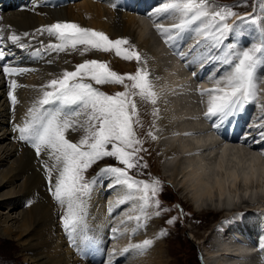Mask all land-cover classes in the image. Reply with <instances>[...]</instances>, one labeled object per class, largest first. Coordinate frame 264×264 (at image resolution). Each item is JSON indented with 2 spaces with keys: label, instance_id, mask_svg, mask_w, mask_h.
I'll use <instances>...</instances> for the list:
<instances>
[{
  "label": "snow or ice",
  "instance_id": "1",
  "mask_svg": "<svg viewBox=\"0 0 264 264\" xmlns=\"http://www.w3.org/2000/svg\"><path fill=\"white\" fill-rule=\"evenodd\" d=\"M113 6L117 5L113 2ZM148 15L152 19L178 18V23L168 27L157 23L155 30L181 59H186L191 51L204 48L205 52L194 62L207 59L225 66L222 74L217 76L214 72L209 77L215 81L211 88L197 89L199 95L207 97L203 116L214 131L219 134L230 117L242 111L246 104L257 103L258 84L264 79V32L258 41L247 47L229 42L239 29V22H227L236 15L232 6H220L217 0H161ZM244 19L258 23L254 14L241 18ZM186 34L203 37L188 54L174 43ZM37 35L51 39L48 42L37 40ZM25 37L29 39L25 41ZM6 40L20 49H32L30 54L36 58L51 57L53 53H78L82 58L81 62L65 67L39 85L37 97L27 107L22 121L13 127L18 134L16 138L29 145L39 158L50 196L63 209L61 226L70 243L80 252L95 244L88 225V210L94 187L100 179L107 180V187L116 192L115 208L128 206L124 219L112 229L114 238L134 237L146 231L152 220L172 211L159 198L163 192L160 178L145 171L150 167L142 155L148 152L145 139H158L156 124L161 109L157 105L162 93L157 91L159 85L155 82L159 76L148 69V58L137 46L127 37L111 38L104 31L70 20L42 25L33 34L13 31ZM5 42L0 29V72L7 78V95L16 106L20 103L16 90L27 85L18 83L14 77L24 75L29 69L8 62L10 49L4 47ZM33 42L40 46L33 48ZM89 53H112L137 66L134 71L121 73L108 60L83 58ZM47 63L55 61L49 58ZM65 64L69 61L65 60ZM113 85L122 90L111 93L103 90V86ZM144 105L153 106L154 119L142 134ZM257 127L262 129L259 137L264 144V124ZM241 142L248 143V137H243ZM107 158L114 163L103 164L93 175H88L90 169ZM173 207L180 208V205ZM109 211H114V207L110 205ZM176 221L177 217L172 216L166 223L171 225ZM166 234L167 230L161 229L156 237L129 243L119 253L114 249L111 256L132 250L141 254L153 245L155 238ZM260 247L264 249V243ZM108 264H115V260L110 259Z\"/></svg>",
  "mask_w": 264,
  "mask_h": 264
},
{
  "label": "bare ground",
  "instance_id": "2",
  "mask_svg": "<svg viewBox=\"0 0 264 264\" xmlns=\"http://www.w3.org/2000/svg\"><path fill=\"white\" fill-rule=\"evenodd\" d=\"M17 1L18 0H0L2 6L5 7V10L2 13L0 12V26L2 24H5V26H7V28L9 29L10 33L14 31L17 34H22L24 32H29L30 34H33L35 33V30L40 28L42 25H48L54 23L57 20H70L84 26L85 25L84 19L87 18L90 19L89 25L91 26L89 27L93 29L109 32L112 33L113 35L119 34L122 35L123 37L131 38L134 41H136L139 51L141 52L142 50L143 51L142 55L148 58L147 65L152 66V68H150L149 70L153 73L154 70H159L160 74H158L157 76L165 75L164 76L165 78L158 80L157 84L159 85V87L157 89H160V87L162 86L164 87L166 85L170 87V85L172 86V83L174 84L176 83L177 77L175 78L174 76L170 77L168 73L171 71V66L175 64L174 59L178 60L180 57L177 56L174 51L173 53L174 59H171L173 63L169 65L167 68H163L162 67L163 65H161L162 60L166 59V61H168L167 57L169 56H165V55L163 56L164 53L162 54L161 52H164L165 50L161 49L160 45L158 46L160 47V52H157L158 51L157 48H156L157 51L154 50L153 45L155 42L156 44H158V40L152 33H151L152 36L147 34L149 32L147 30L150 29L151 25H156V23L159 20H157L158 18L155 20L150 18L149 16H146V13L148 14L155 7H158L159 4L161 3V0H148V2L145 3L144 0H123L124 10L118 9L115 11L111 9V7H113V2L115 3V0L111 2V5L109 3H106L105 0H104L105 2L99 1L101 2V4L97 3L95 0H85L83 1L84 3L82 5L78 3H73L74 0H58L57 2H55L56 0H48V2L51 3L49 7H39V8H34L33 10L17 9L16 8L18 6ZM150 2L151 4H149ZM107 4H109L110 7L107 8ZM144 5H148V7L145 10L143 7ZM1 19H3V21H1ZM160 19H163V21H160V23L165 27H168L171 24L179 22L178 18L174 19L173 17L160 18ZM248 30L250 32V33L248 32L250 34V37L253 38V40H255L254 37L256 36L255 41H258L261 32L257 28L251 29L250 26H248ZM192 35L186 34L185 37L181 39L182 44L184 42H187V45L183 48L188 49L190 47L191 49L196 44V43L194 44V42L203 39L202 36H197L195 40H192L193 39ZM190 36L192 39L189 38ZM233 37L234 35H232L229 38V40L231 41L233 39H237V37L236 38ZM23 39L27 41L29 38L25 37ZM50 39L51 38L47 37L46 35L44 36L37 35V40H44L45 42H48ZM240 42L242 43V41ZM39 46L40 45L38 43L33 42V48ZM166 46L167 44L164 42V47L166 48ZM238 47L241 48L246 47V44L244 45L238 44ZM200 50L205 52L204 48H200ZM31 51L32 49H19L11 45L10 55L7 58L9 63L29 69V71L26 72L24 75L14 77L15 79H17L18 83L22 85H27V87H20L16 90V95L20 101L18 105L13 106L11 104V101L7 95L8 92L7 78H5L2 72H0V207L6 206L7 208V210H5L4 212H0V235L6 238L17 240L21 246H24L22 252L24 255H26V257L29 255V259L32 260L31 264H79L74 261L73 256L71 255L72 253L70 254L69 249H66L64 247L65 243L63 242V240L61 239L62 241H60V239L57 236L55 237L51 235L52 233L51 224L53 223L54 220L52 214V205H51L53 199L51 198L48 189H46L47 182L44 178V173L41 170L39 158L35 156L34 150L29 145L25 144L22 141H19L16 138L18 134L13 131L14 125L22 121L27 107L30 105L31 101L37 97L39 85L45 83L47 79L61 72L65 67L70 68L74 64L70 61L68 54L62 53L57 55L53 53L51 54V57L45 55L40 58H36L30 54ZM180 51H182V48H180ZM146 52H149V54H147ZM184 53L187 54L189 52L187 51ZM94 54H95L94 56L95 59L103 60V58H106L107 56V55L104 56L103 53H94ZM49 58L53 59L55 63L53 64L47 63V60ZM65 60L69 61V64H65ZM186 61L190 63L188 58L187 60L181 59L180 63H186ZM211 62L207 59H204L200 64L205 65V64H210ZM216 63L217 66L213 68L214 70L213 73L222 67V65L219 62L216 61ZM198 71L199 69H195L196 72L195 75L198 73ZM223 71L219 72V75L222 74ZM202 83L204 84L205 82ZM195 84H196V88L197 87L201 88V86L199 85V80ZM260 85L262 88H264V79L261 80ZM181 87L182 86H177L176 88H174V91L172 90V92L174 93L178 91ZM167 92H171V91L167 90ZM173 93H172V97L170 98L167 97V99L163 93L162 96L164 98L162 100V103L166 104L167 110L169 108V110L173 112V110L176 109L175 111V113H177L176 122H178L179 125H181L182 127L180 128V126L176 125V122L175 125H173L172 123L170 125H165V123H162V126H165V128H163V130L161 131L162 132L161 135H159L160 138L159 145L161 147L162 146L164 147L163 155H165L166 158L176 157L182 152L184 146L193 145L191 144L192 141L191 142L189 141L190 144L189 142L187 144H184L183 140H186L188 138H192V140H196L199 138L206 137L209 133L214 134L216 137H219L221 140H227L233 143L245 144L255 150H263L260 148L261 146H264L262 145V143L261 145H257L256 147L251 145L254 141L253 139L259 137V132H257L258 131L257 125L264 124L263 121L264 112L261 106H260L261 108L259 107V111H258L259 113L257 112L260 115L256 116L252 114L250 116V119L252 117L251 120L254 123L250 125L249 123L247 124L248 121L246 119L245 114L248 115V113L250 112L249 107L250 106L253 107L252 104H249L248 107L244 106L243 108L244 116L242 115V117L237 121L236 119L229 120L230 118L232 119V117L234 116L230 117L222 125L218 134L217 131H214L211 128V123L209 120H205L203 117L202 119L204 122H201L199 120L200 114L196 113L195 117L192 116L189 117L188 119L187 118V116H189L188 111H190L191 108H188V106L184 105L183 101H181L182 99L175 98L176 95H173ZM262 93L264 95V92H261V94ZM181 97H184V94ZM172 98L174 99L172 100ZM173 101H175V107H173ZM178 101H180V103ZM169 103H172L171 107ZM205 106L207 108V105ZM251 111L254 112L253 110ZM239 113L241 116V111H239L238 114ZM186 120H188L191 123L196 122L197 124L200 123L205 124L204 126L200 127V130L202 131L205 128H207L208 132H206V134L204 132L198 134L195 132H190L191 133L190 135H185L184 130L187 131V129H189V126H191V125L188 126ZM247 125L253 127L254 129H257L256 130L257 133L256 132H252V134L246 133L247 135L249 134V136H246L248 137V143H242L241 140L244 137L243 131L246 132L251 131L248 129L249 127H247ZM174 126H178L179 128L175 129ZM239 130H242V134L238 132ZM261 130L262 129H260L259 131ZM254 133L256 135H254ZM182 160L183 162H185L186 157L183 156L182 159H178V160L173 159L172 161L169 162L167 161V163L163 165L167 173L168 171L169 173L171 172L170 174H164L166 172L163 173L165 179L167 178L169 179V181L172 182H174V179L176 180L177 175L180 173L177 167L180 164V162H182ZM257 200H258L257 202L255 201V205L257 206L264 205V202L261 201L264 200V198H262L261 200L257 198ZM100 204H102V207L104 206L102 209H99L100 207H97L98 205L97 206L93 205L92 210L95 213L98 212V215L96 216L97 220L98 219L100 220V218L101 221L102 219L107 220L106 218L108 217V215L105 218H103V215H105L107 205L106 206L103 205L102 202ZM239 205L240 203L228 204L225 202L217 201L215 204H210L203 207H199V208L195 207V208L199 211L208 210V212H215V213L220 211L227 212L229 210H231V213H233L237 210L246 209V208H239ZM112 206L115 208L114 203H112ZM116 212L117 214L120 213L119 211L116 210L114 214H116ZM108 214H110L109 211ZM235 223H239V222L235 220ZM263 223H264V215L260 217L255 214L249 219V224L243 227L242 224L233 225L234 227H229V228L228 227L226 228L225 226H224L225 228L220 227L218 229L219 231L215 235V239L217 238L220 239L221 235H224V233L225 235H227V233H233V232H238L239 234L242 233L245 239L243 241H240L239 239H235V237L238 235L235 236L233 234V238H232V235L230 234L227 240L226 239L223 240V242L225 241L223 245H220L219 247L214 246V251L212 250L209 251V249H205V253H204L205 263L206 264H264V249L258 247L261 249L254 251L255 249H258L256 248L258 244L252 246V248L254 247V249H252L249 245L246 246V244L244 243L246 239L249 238L247 232L252 234L250 227L254 226L255 224H263ZM94 225H96V223ZM241 228H243L244 231ZM62 233H65L63 229H61L58 235H61ZM90 234L91 235L98 234L99 236L102 237V233L101 232L98 233V230H94V227L93 229L90 230ZM253 238L254 240L256 238L257 239L256 241H260L262 243L261 238L259 239L257 236L252 237V239ZM97 242L100 241L98 239L95 240V244H96V245L94 244L95 252L92 253L91 251L92 257L97 252L96 248L99 247L98 245H100V248H102L103 246V242H101L100 244H98ZM120 243H118L119 245L115 244L114 246L120 249L119 247ZM212 243L213 241H211V244ZM99 253L101 254V251ZM154 254L155 251L153 252L152 255L155 258ZM216 254L217 256L214 257L216 258L215 259L216 263H214L212 259H213V255ZM217 257L220 258L217 260ZM142 262H144L143 264H146L145 260H143Z\"/></svg>",
  "mask_w": 264,
  "mask_h": 264
},
{
  "label": "rangeland",
  "instance_id": "3",
  "mask_svg": "<svg viewBox=\"0 0 264 264\" xmlns=\"http://www.w3.org/2000/svg\"><path fill=\"white\" fill-rule=\"evenodd\" d=\"M83 1H85V0H74L73 3H78V4L82 5L84 3ZM95 1L97 3H100V4H101V2L106 1V3H109L111 5V2H109V0H105V1L104 0H95ZM99 1H101V2H99ZM253 1L254 0H219V2H222L223 5L232 6V10L236 14L249 10L252 6ZM109 4H107V8L110 7ZM103 5H105V4H103ZM223 5H221V6H223ZM111 9L113 10L112 7H111ZM213 10H215V9H213ZM113 11H115V10H113ZM173 18L175 19L176 17H173ZM236 18L238 19V16ZM84 20H85V22H84L85 25L82 23L84 25V27L91 26V25H89L90 19L86 18ZM147 31H149V29ZM149 32L147 34L152 36V34ZM105 33L108 34L109 32H105ZM109 34H111V36H110L111 38L123 37L122 35H119V34H116V35H113L112 33H109ZM192 36H193V39L191 38L192 40H195V38L197 37L195 34H193ZM254 38L256 40V36ZM192 40H190V41H192ZM5 41L7 42L6 37H5ZM130 41L132 42V40H130ZM6 42H5V45H9V43H6ZM234 43H236V42H234ZM154 45H153V49L156 51L158 49V52H160V47H158L159 45L156 44V42L154 43ZM163 53L164 52H162V54ZM103 54H104V56L107 55L106 58H103V60H108L111 64V66L116 71H119L121 73L134 71L136 66H137L135 62L123 61L122 59L115 57L112 53H103ZM94 56H95L94 53H89V54H85V56L83 58L93 59V58H95ZM163 56H164V54H163ZM68 57L72 61V63L74 62L73 64L81 62V59H82L78 53H69ZM147 67H148V69L152 68V66H149V65H147ZM160 79H162V78H160ZM260 88H262V87H261V85L258 84L257 98H259V99H257V103H248V105L249 104L253 105V107H251V106L249 107L250 112L246 118L248 121L247 123H249V125L254 123L251 120L252 117L250 119V116L252 114H254L256 116L260 115V114H258L259 113L258 112L259 107L264 105V101H263L264 95H263V93L262 94L260 93ZM103 90L111 93L114 91L122 90V88L119 86H115V85L103 86ZM168 90H169V88H168ZM169 91L172 92V89ZM163 105H165V104H163ZM182 105H183V103H182ZM152 107L153 106H151V105L142 106V111H144V119H145V128L143 130H141L142 134L148 130V126L151 124V121L154 119V117L151 115ZM251 110H253L254 112H252ZM262 110L264 111V107H262ZM168 112H169V108H168ZM172 113H174V114L173 115L171 114L170 118H168V119L163 118L162 120L159 121L158 124H156V128L158 130L157 131L158 138H159V135H161V133H162L161 131L163 130V128H165V126H162V123H165V125H170L171 124L170 121L172 120V118L173 119L175 118V110H173ZM166 114L168 115V113H166ZM186 122L188 124L189 121L186 120ZM189 123L191 125V122H189ZM176 125H179V123L176 122ZM159 127H162V128H159ZM250 130L252 132H256L257 129L250 127ZM259 130H260V128H258L257 132H260ZM73 138H75V137H73ZM253 140H254L253 142H258V141H260V137H256ZM159 141H160V138H159V140H155V141H152L151 139L146 138L144 146L148 149V152L142 153V155L144 156L145 160L149 163V166H150L149 169H147L145 171L150 172L152 175L159 176L161 178V176H160L161 172L162 173L166 172L164 174H170L171 173V172L169 173V171L167 173V171L164 169L163 165L166 164L165 162L172 161L176 157H179V159H182L183 156H180V154H179L176 157L166 158V156L163 155L164 154L163 146L161 147L159 145ZM189 141L190 142L192 141L191 144H193L194 140H192V138H188L186 140H183L184 144H187ZM190 142H189V144H190ZM258 143L261 145V142H258ZM262 145H264V144H262ZM106 163H114V161L110 158H107L105 161L100 162L99 164L94 166L93 169H90L88 175H93L98 170L99 167L103 166V164H106ZM183 163L184 162L182 160V162H180V164L178 165L177 168L179 171H181L180 166ZM138 178H147V177L146 176H139ZM167 180H169V179H167ZM170 182H171L170 183L171 186L169 188H168V186H163V192L159 198L161 199L162 204L164 206L172 208V211L164 213L162 217L152 220L149 227L147 228L148 231H141L142 233L140 232L139 234L135 235L134 237L128 236V235H123V236H119L118 238H113L112 229L114 227H116L122 219H124L125 213H127L128 206L122 205V206L118 207V209L114 208V211L110 212L109 211V205L111 204V206H112V203H114V201L116 199V192L107 187V184H108L107 180H105V179L98 180L97 184L94 187V191L92 193V196H91V199L89 202L88 224L92 225L94 227V230H98V233H100V232L102 233V237L99 236L98 234H96V235L92 234L94 236L95 240L96 239H98L99 241H100V239L103 240V246H102L103 249L102 248L101 249L104 250L105 252L104 251L101 252L99 260H101L102 263L99 262V264H108V261L110 259L115 260L116 261L115 264H131V263L143 264L144 263V262H142L143 260H145L146 264H151V263L154 264V262H155V264L156 263L157 264H202L199 260V257H198L200 249L204 250V253H205V249H209V251H211V250L214 251V246L219 247L220 245H223V243H225V241L223 242V240H225V239L227 240L229 238L230 234L232 235V238H233V234L235 236L238 235L235 237V239H239L240 241H243L245 239L244 235L242 233L239 234L237 232V234H235L236 232H233V233H227V235H225V233L223 232L224 235H221L220 239H218V238L215 239L213 241V243L211 244L210 231L213 228L218 227V223H219L218 221H220L223 218V216L231 213V210H229L227 212L226 211H220L217 213L208 212V210H204V211L200 210L199 211L195 208L193 203L184 194V190L181 187L180 173L177 175L176 180L174 179V182H172V181H170ZM46 189H48L47 184H46ZM262 198H264V197L259 198V200H261ZM255 201L257 202L258 200L257 199H255V200H248V199L241 200L240 202H238V203H240L239 208L250 207V205L254 204ZM261 201L264 202V200H261ZM101 202L103 203V205H105V206L107 205L105 215H103V218H105L108 215V217L106 218L107 220L102 219V221H101V218H100V220L96 219L98 212L96 211L97 213H95L92 210L93 205H96V206L98 205L97 207H100L99 209H102L104 206L102 207V204H100ZM175 203H178L182 207L188 208L190 210V212L187 211L185 214L182 213L183 215L181 214L182 215V217H181L180 215L176 214V209L173 207L174 205H176ZM51 205H52V214L54 217L53 223L51 224V232H52L51 235H53L55 237L57 236L60 239V241L63 240V242L65 243L64 247L66 249H69L70 254L72 253L71 255L73 256V259L75 262H77L79 264H86V263L91 264V260H90L91 254H89L90 248L86 249L84 252H80V251H78V249L76 247H74L70 243V241H69V239L65 233L58 235V233L62 229L60 215L62 214L63 209L58 204H56L54 201H52ZM5 210H7L6 206L0 207V212H4ZM116 210L119 211L120 213L117 214V212H116V214H114ZM108 211L110 212V214H108ZM172 216H176L177 221H176V223L169 225L166 223V221H167V219H169ZM253 219H255V218H253ZM95 223H96V225H94ZM93 227H90V230L93 229ZM98 227H100L102 229H100ZM232 227H234V226H232ZM58 229H59V232H58ZM161 229H166L167 234L164 236H161L159 238H155L153 245L147 251H144L141 254H138L136 250L130 251L129 254L132 257V260H125L122 257V255H117L116 257L111 256V253L113 252L114 249L119 253L121 249L125 248L128 245V241H130L129 243H137V242L143 241L146 238H154V237H156V234ZM102 230H103V232H102ZM120 231H123V227H121ZM126 237H127V239H126ZM255 240H257V239L255 238ZM118 243H120V246H119L120 249L118 247L114 246L115 244L119 245ZM244 243L246 244V241ZM92 247H94V245ZM22 249H24V246H21L17 240L6 238V237H3L0 235V264H31L32 260L29 259V255L26 257V255L23 254ZM91 251L93 253V252H95V249L93 250L91 248ZM154 251H155V254H154L155 258H154V256H152ZM108 255H109V257H108ZM123 255H125V254H123ZM147 256H149V257H147ZM216 256H217V254L213 255L212 261L214 263H216L215 262L216 258H214ZM219 256H221V255H219ZM219 258L220 257H217V260ZM150 259H151V261H150Z\"/></svg>",
  "mask_w": 264,
  "mask_h": 264
},
{
  "label": "clouds",
  "instance_id": "4",
  "mask_svg": "<svg viewBox=\"0 0 264 264\" xmlns=\"http://www.w3.org/2000/svg\"><path fill=\"white\" fill-rule=\"evenodd\" d=\"M177 73L174 69L170 74ZM167 90L166 85L159 92ZM180 156L186 157L180 166L181 187L197 208L217 201L234 204L264 197V150L209 133L194 140L193 145L184 146Z\"/></svg>",
  "mask_w": 264,
  "mask_h": 264
}]
</instances>
